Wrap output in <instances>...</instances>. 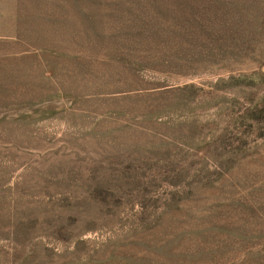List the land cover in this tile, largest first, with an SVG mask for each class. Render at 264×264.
Here are the masks:
<instances>
[{
    "label": "rangeland",
    "instance_id": "1",
    "mask_svg": "<svg viewBox=\"0 0 264 264\" xmlns=\"http://www.w3.org/2000/svg\"><path fill=\"white\" fill-rule=\"evenodd\" d=\"M0 264H264V0H0Z\"/></svg>",
    "mask_w": 264,
    "mask_h": 264
}]
</instances>
